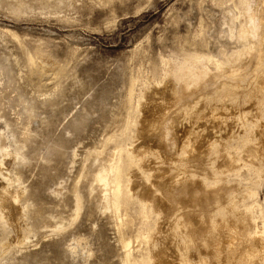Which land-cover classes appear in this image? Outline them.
Listing matches in <instances>:
<instances>
[{"label":"rangeland","instance_id":"1","mask_svg":"<svg viewBox=\"0 0 264 264\" xmlns=\"http://www.w3.org/2000/svg\"><path fill=\"white\" fill-rule=\"evenodd\" d=\"M240 13L238 0H0V130L8 136L5 142L13 146L12 152H29L27 166L21 159L15 168L24 171L23 186L30 192L22 203L25 206L29 196L34 201L26 221L30 242L15 245V253L4 255L0 264H122L118 220L102 204L101 189L90 193L92 175L118 150L125 172L142 165L139 159H128V149L138 142L140 95L155 80L161 81L162 63L169 58L194 51L221 60L238 56ZM231 18L235 28L229 24ZM75 122L80 124L77 128L72 126ZM26 126L32 130L28 152L13 141L28 138ZM58 142L64 143L63 150L51 153ZM240 167L241 185L255 192L253 199L241 204L244 212L258 219L255 230L264 222V177L250 173L247 165ZM127 182L124 176V191ZM75 191L84 194L79 217ZM131 203L137 200L132 198ZM136 211L143 232L155 236L158 218L151 208L137 206ZM1 229L2 224L0 235ZM79 239L83 252L72 257L66 248ZM158 247L146 254L144 264L157 263L153 253L159 254Z\"/></svg>","mask_w":264,"mask_h":264},{"label":"bare ground","instance_id":"2","mask_svg":"<svg viewBox=\"0 0 264 264\" xmlns=\"http://www.w3.org/2000/svg\"><path fill=\"white\" fill-rule=\"evenodd\" d=\"M238 1L243 14L240 27L236 28V38L242 43L238 56L221 60L220 56L217 59L213 54L194 51L183 54L182 58L164 60L161 81L155 80L139 96L138 142L128 149V159L132 162L139 159L142 165L125 172L126 162L118 150L108 164L98 162L95 173L90 174V193L101 189L102 204L111 208L118 220L122 264H144L146 254L154 251L157 244L161 251L153 253L156 264H264V222L253 230L258 219L242 209L241 204L253 199L255 192L241 185L244 173L240 167L247 165L250 173H261L264 177V0ZM235 22L231 18L229 24L235 28ZM5 122L9 128L8 121ZM78 123L72 124L73 128ZM24 134L28 138L23 142L16 140L18 137L13 141L28 152L32 130L26 126ZM6 138L9 140L0 130V224L4 228L0 235V261L11 251L13 255L15 245L30 242L26 235L30 223L26 221L29 203H34L31 196L25 206L22 203L28 189L23 186L24 171L15 168L21 159L23 166L30 161L29 152H12L13 146L5 142ZM63 148L64 143L58 142L48 149L55 153ZM124 176L128 179L125 191ZM80 194L75 208L78 217L83 207L84 194ZM132 198L138 204H132ZM137 206L151 208L157 216L155 236L143 232ZM37 212L42 213L39 209ZM11 232L16 234L12 239L8 235ZM82 244L81 239L75 240L65 252L75 257L83 252Z\"/></svg>","mask_w":264,"mask_h":264}]
</instances>
